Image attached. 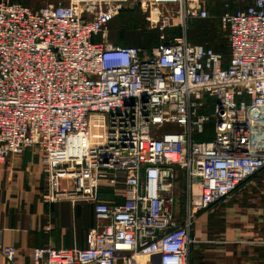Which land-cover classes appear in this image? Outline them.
<instances>
[{"label":"built area","instance_id":"1","mask_svg":"<svg viewBox=\"0 0 264 264\" xmlns=\"http://www.w3.org/2000/svg\"><path fill=\"white\" fill-rule=\"evenodd\" d=\"M234 2L220 14L226 57L189 40L205 0H0V169L39 147L46 199L91 203L98 221L88 247H37L34 264H190L197 212L264 168V0ZM125 6L159 31L152 49L108 41ZM207 94L212 116L198 113ZM212 117L214 137L197 139ZM119 185L122 201L101 199ZM0 254L15 263L17 248Z\"/></svg>","mask_w":264,"mask_h":264},{"label":"crops","instance_id":"2","mask_svg":"<svg viewBox=\"0 0 264 264\" xmlns=\"http://www.w3.org/2000/svg\"><path fill=\"white\" fill-rule=\"evenodd\" d=\"M19 2L39 8L64 0ZM43 158L39 147H28L21 154H11L0 169V243L17 248L15 263L0 254V264H34L37 247L86 248L90 232L98 224L91 203L46 199ZM123 190V185L117 190L104 188L101 199L122 201ZM192 237L190 264H264V169L229 198L198 211Z\"/></svg>","mask_w":264,"mask_h":264},{"label":"rangeland","instance_id":"3","mask_svg":"<svg viewBox=\"0 0 264 264\" xmlns=\"http://www.w3.org/2000/svg\"><path fill=\"white\" fill-rule=\"evenodd\" d=\"M22 1V0H19ZM45 0H39V2H44ZM206 7L209 11V16L206 19H193L189 23V40L192 44H206L207 40L211 42L220 43L222 41V37L225 39V30H223L220 21V14L224 11H219V7L226 3V1L230 0H205ZM24 2V0H23ZM69 0H64L62 4H68ZM247 3H238V6H245ZM224 6V5H223ZM36 8V7H32ZM40 8V7H39ZM138 20V21H137ZM143 23L138 25V29L134 28L135 23L140 22ZM131 23H134L131 25ZM172 34H177V30H168ZM101 35L95 36L94 41H100ZM108 41L114 45L118 46H127L129 43H139L140 47H144L146 49H152L159 43V31L155 28H151L147 19L145 17L144 12L140 9H136L134 7H124L117 17L110 22L108 28ZM227 52L230 50L229 42ZM215 104V97L211 94H207L206 98L200 102V106L198 109V113H204L213 115V108ZM197 139L200 140H210L214 137V118L212 117V121L205 125V132L199 134L195 133ZM175 184L178 186L177 191V202L175 205V209L178 210L177 217L180 221L184 218L183 214V202L182 197H184L185 189H186V180L183 171L179 170L176 173Z\"/></svg>","mask_w":264,"mask_h":264},{"label":"trees","instance_id":"4","mask_svg":"<svg viewBox=\"0 0 264 264\" xmlns=\"http://www.w3.org/2000/svg\"><path fill=\"white\" fill-rule=\"evenodd\" d=\"M231 1V0H230ZM225 2V1H224ZM224 2H223V4L221 5V7H219V11H223L224 10ZM137 9V8H136ZM220 17V16H219ZM206 19V18H205ZM138 21V20H137ZM132 24H134V23H131V25ZM140 24H142L143 25V23H141V21L140 22H138V23H135V25H134V28L135 29H138V25H140ZM177 31H178V29H176ZM178 33V32H177ZM225 36H226V38H227V32L225 31ZM137 45H139V43H129V45H127V46H124V47H129V46H137ZM205 45H207V46H209V47H211V48H213L215 51H218V52H221V53H223L226 57H228L229 56V54H230V50H228L227 52L225 51L226 49H228L229 47H228V43H227V39H225V37L223 36L222 37V41L218 44V43H216V42H211L210 40H207L206 41V44ZM264 169V168H263ZM182 201H184V197H182Z\"/></svg>","mask_w":264,"mask_h":264}]
</instances>
